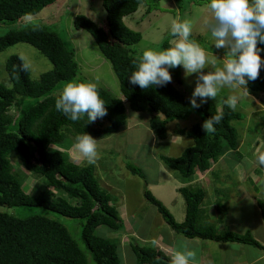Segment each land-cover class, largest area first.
I'll list each match as a JSON object with an SVG mask.
<instances>
[{
    "label": "trees",
    "instance_id": "trees-1",
    "mask_svg": "<svg viewBox=\"0 0 264 264\" xmlns=\"http://www.w3.org/2000/svg\"><path fill=\"white\" fill-rule=\"evenodd\" d=\"M55 1L0 0V26L34 15ZM143 3L144 0H101L102 24L97 25L84 15H76L72 20L74 29L86 32L100 55L109 62L121 94V99L114 98L98 87L107 115L90 124L86 117L72 122L55 110V100L68 82H87L78 77L73 51L56 30L28 25L6 29L0 34V52L22 43L32 47L50 64L49 70L31 80L29 70L21 68L25 62L19 56L10 55L4 62L6 84L0 83V264H85L84 253H89L94 264H120L117 245L94 234L98 227L113 232L121 228L110 196L99 187L91 165L74 164L56 147L84 132L96 140L114 134L125 124L124 105L132 112H147V126L160 141L166 138L168 122L184 120L192 114L197 116L199 122L175 132L191 139L192 145L175 158L159 156L161 163L176 172L183 183L191 181L195 172L208 170L211 163L236 149L238 138L231 122L240 120V114L221 105L223 119L215 125L214 133L206 134L202 124L217 112L216 104L207 100L193 109L189 98L179 89L180 80L175 69H170L172 82L164 87L142 90L128 82L132 61L138 57L130 46L137 44L141 36L129 29L123 18ZM149 10L147 7L145 13ZM168 38L161 41L157 51L168 48ZM189 39L194 40L191 36ZM257 48L264 49V44L258 43ZM259 54L264 59V51ZM247 91L264 92V67L258 79L248 82ZM10 108L15 109V115L9 113ZM69 147H65L66 150ZM11 159L23 169L21 172L36 178L41 187L25 193L21 185L26 175L13 170ZM125 169L141 175L132 165H125ZM50 188L65 197L52 198ZM177 192L184 202L181 222H176L147 190L142 192V197L155 207L173 233L188 239L240 243L264 251V245L248 233H216L213 226L203 221L199 212L205 195L202 188L185 186ZM256 206L264 226V201H257ZM7 209L16 212L10 214ZM30 209L32 213H28ZM59 218L70 220L85 251L72 239L69 229L58 221ZM129 250L136 264H169L170 259L158 249L130 244Z\"/></svg>",
    "mask_w": 264,
    "mask_h": 264
},
{
    "label": "rangeland",
    "instance_id": "rangeland-1",
    "mask_svg": "<svg viewBox=\"0 0 264 264\" xmlns=\"http://www.w3.org/2000/svg\"><path fill=\"white\" fill-rule=\"evenodd\" d=\"M196 1L144 0V3L139 5L134 13L124 17L125 25L139 32L141 36L137 44L130 46L134 54L139 56L145 49L157 50L158 45L167 36H169L167 46L171 47L175 39L170 35L172 21L174 19L181 22L188 20L192 28L191 38L198 42L208 54V64L203 71L207 73L222 68L223 61L221 60L224 59L225 50L215 48L214 38L206 28L207 22L212 21L211 12L206 7L210 0ZM147 7L150 10L145 13ZM76 15H84L93 23L102 24L104 10L101 7V0H56L52 5L41 9L34 15L23 16L15 23L0 26V34L6 29L15 30L28 25L54 28L73 51L74 61L79 71L78 77L95 83L97 87L108 91L112 97L121 99L118 83L109 62L100 55L93 40L86 32L74 29L72 20ZM10 55L23 58V61L29 65L31 80H36L39 74L50 69L49 62L37 51L26 44L18 43L0 52V83L6 84L4 62ZM175 74L180 80L179 89L188 98L191 97L197 74L185 77L182 66L175 68ZM229 95L239 97L235 112L240 114V120L231 122L238 140L233 152H228L212 164L210 174L213 172L216 177L208 174L202 176L195 172L190 179L191 182L183 183L179 175L168 170L159 159V156L175 158L192 145L191 139L178 136L175 132L188 129L199 122L195 114L184 120L168 122L166 138L160 141L152 135L147 126L149 114L132 112L127 105H124L125 124L114 134L97 140L98 158L95 164H88L83 160L77 161L76 153L72 150L75 138H68V143L66 141L62 144L63 146L56 147L74 164L91 165L99 187L110 196V204L119 217L121 230L113 232L104 227H98L94 234L117 245L116 251L120 264H136L129 250L130 244L154 248L153 244L147 241L150 236L155 233L158 236L165 230L167 233L169 231L155 207L142 197L144 190L158 200L176 222H180L183 218L184 202L176 188L178 186L202 188L205 197L199 205V212L206 224L213 226L217 232L228 231L238 235L248 233L257 243L264 244V226L256 206L257 201H264V187L259 194H256L246 176L248 174L251 179L257 178L258 184L261 187L264 186V166L256 162V157L264 153V92L256 95L248 92V95H244L240 89L225 87L221 89L217 101L226 99ZM208 100L216 104L217 110L220 109L222 104L214 99ZM9 113L15 115L16 111L10 108ZM67 146H70L69 150H66ZM52 147L55 148V146ZM10 162L14 171L26 175L21 185L25 193H31L41 187L36 178L21 172L23 169L12 159ZM127 164L139 169L141 175L137 176L128 172L125 169ZM48 190L52 198L65 197L54 189ZM6 211L10 214L16 212L15 209ZM218 211L220 213L217 214ZM32 212L33 209H30L28 213ZM218 215L219 218L224 219L220 220V224L215 221ZM58 221L69 229L72 239L85 251L78 242L77 230L72 229L70 220L59 218ZM173 234L176 237L174 250L179 249L180 245L186 242L189 248L196 250L197 260L199 257L206 256L208 264L251 262L252 264H264V253L251 246L188 239ZM164 238V243H167L168 240ZM84 255L85 264H94L89 253H84Z\"/></svg>",
    "mask_w": 264,
    "mask_h": 264
},
{
    "label": "clouds",
    "instance_id": "clouds-1",
    "mask_svg": "<svg viewBox=\"0 0 264 264\" xmlns=\"http://www.w3.org/2000/svg\"><path fill=\"white\" fill-rule=\"evenodd\" d=\"M206 7L212 15V21L207 22L206 28L214 38L215 48L225 50L222 68L207 73L203 71L208 64V54L198 42L189 39L192 32L190 22L174 19L170 27V35L175 38L172 46L160 51L145 49L133 59L128 82L142 90L153 86L164 87L172 82L170 69L182 66L185 77L197 74L194 91L189 97L193 109L199 108L208 99H214L235 111L239 102L237 95H229L220 101H217V97L225 87L240 89L244 95H248V82L258 79L264 67V59L259 54L264 49L257 48L258 43L264 44V0H210ZM21 68L27 71L29 65L22 62ZM55 110L72 122L86 117L87 124L107 115L105 101L101 99L97 85L92 82H68L55 100ZM222 119L223 112L218 109L203 122L202 130L206 134L214 133L215 125ZM97 147L98 141L84 132L75 137L72 150L76 153L77 161L95 164ZM256 162L264 166V153L256 157ZM181 187L178 186L176 191ZM221 219L218 215L215 221L220 224ZM169 264H197V252L185 242L173 251Z\"/></svg>",
    "mask_w": 264,
    "mask_h": 264
},
{
    "label": "crops",
    "instance_id": "crops-1",
    "mask_svg": "<svg viewBox=\"0 0 264 264\" xmlns=\"http://www.w3.org/2000/svg\"><path fill=\"white\" fill-rule=\"evenodd\" d=\"M210 172H211V166H210V169H208V170H206V171H204L202 173H199V175L207 176V174H208V175H212L213 177H216V175H214L213 172H212V174H210ZM246 176H247V179L249 180V183H250L251 187L254 189L256 194H259L264 186L261 187V185L258 184L257 178H252L251 179L248 176V174H246ZM258 185H259V187H258ZM161 235L166 237V239L168 240L167 243H164V239L165 238L163 236H161ZM161 235L158 234V236H156V233H155L153 236H150V238L147 241L149 243L153 244L155 249H158V250L162 251L170 259L171 254L173 253V251H175L173 245H174V241L176 240V237H175V235L173 234V232L170 229H169L168 233L165 230V231H163V233ZM156 240H157V242H156ZM153 241H155V244L153 243ZM261 252L264 253V251H261ZM206 258H207L206 256L202 257V258L199 257V259L197 260V261H199L198 264H203V263L204 264H208L209 262H206ZM212 262L213 261H211V263ZM246 264H252V262L251 263H246Z\"/></svg>",
    "mask_w": 264,
    "mask_h": 264
}]
</instances>
